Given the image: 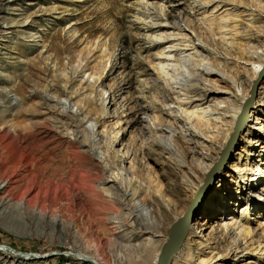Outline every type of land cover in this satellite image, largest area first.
I'll return each mask as SVG.
<instances>
[{"label": "rangeland", "instance_id": "rangeland-1", "mask_svg": "<svg viewBox=\"0 0 264 264\" xmlns=\"http://www.w3.org/2000/svg\"><path fill=\"white\" fill-rule=\"evenodd\" d=\"M234 6L261 20L248 22ZM236 46L249 63H240ZM187 55L220 63L223 75L194 78L189 71L194 98L179 75L164 71ZM258 66L264 69V0H0V130L28 133L47 174L62 165L63 173L93 180L100 212L92 219L76 213L74 220L103 246L99 264H142L151 245L159 259L170 227L192 201L194 222L180 250H187L190 264H264V107H257L264 103V75L253 76ZM255 82L248 122L222 158L240 114L224 124L200 113L240 107ZM6 157L0 152V166ZM132 192L151 205V216L130 210ZM230 217L236 226L225 231ZM156 222L159 234L144 231ZM64 236L10 206L0 210V247L30 259L19 264H93L73 257L60 244Z\"/></svg>", "mask_w": 264, "mask_h": 264}, {"label": "bare ground", "instance_id": "bare-ground-1", "mask_svg": "<svg viewBox=\"0 0 264 264\" xmlns=\"http://www.w3.org/2000/svg\"><path fill=\"white\" fill-rule=\"evenodd\" d=\"M233 9L238 16H242L250 23L261 20L258 15L251 12L250 8L234 6ZM222 39L223 41L228 40L226 37H223ZM246 39L250 38L246 36ZM228 45L233 47L231 43H228ZM234 49L239 56L238 59L240 63H249V60L251 59L249 55L243 53L237 46ZM220 65V63L216 64L215 67L204 64L203 62H196L193 58H191V56L187 55L179 56L178 64H165L164 71H170L176 76L179 75L182 85L188 88L187 95L194 98L196 90L194 86H188L191 82V76L188 72H193L192 76H194V78L196 75L195 73L197 72L204 73L208 76L212 75V73L220 74L218 71ZM254 69L253 76H257L260 71L261 76L264 75V69L261 70L260 66ZM221 76L223 77V75ZM225 78L226 80L231 81V83L235 80L229 76H225ZM180 82H178V84ZM198 98L202 102L205 101V98L201 96H198ZM50 100L53 99L50 98ZM165 100H167V98H165ZM262 101L257 105L258 108L264 107V103ZM247 103L248 101L244 100V104H241L240 107H227L224 111L213 112L210 109H205L202 110L200 114L202 119H208L216 122L218 119L215 116H217L224 121V124L227 122V124H229V122L233 123L239 114L240 116L242 115ZM189 104L190 103H186L183 105ZM56 105L60 106V108L64 111V106H61L60 101H56ZM248 118L249 117L247 116L243 122L242 129L248 122ZM192 136L203 139L199 132H192ZM166 146L163 147L161 145L165 153L167 152ZM0 152H5L7 154L6 162L0 166V210H2L5 206H10L11 208L22 212V215L25 218L36 219L43 223L45 227L64 233L65 236L62 237L63 239L60 244L69 249L67 251L71 253L73 257L79 261H91L93 264H99L95 256L99 257L100 254H102L103 246L99 242L95 243L91 241L88 235L89 228H83V231L80 230L82 224L76 223V219L74 220L76 213H78L81 218L87 217L92 219L93 213L100 212L97 204L100 202L101 195L92 185V179L83 178V176L76 177L73 171L68 174L63 173L64 170L62 165L51 167L52 173L47 174L46 168H48V166L41 165V162L35 158L33 143L31 142L30 135L18 130H14L12 132L0 130ZM202 184L203 182L199 184L198 189L202 187ZM80 195L84 197V200L80 199ZM138 198L139 195H137V193L132 192L130 194L129 202L132 204V208H130V210H134L136 207L145 212L147 216H151L153 213V209L151 210L150 208L151 205L146 202H139ZM118 204L120 205V203ZM129 206L130 205H128V207ZM108 207L110 208V211H116L113 205ZM228 220L229 221L223 223V229L225 231L236 226V223L231 217ZM159 223L156 222L157 226L154 230L146 228L144 231H149L154 236L159 234ZM74 227L78 230L74 231ZM236 230L238 231L239 228H236ZM190 231L191 227L187 236ZM238 233L241 234L244 232L239 230ZM134 237H136V235ZM52 238L51 245L55 244V237L52 236ZM80 238L81 240H79ZM91 244L93 245L89 246ZM181 248L175 254L177 256L174 255L173 258L175 257L177 263L182 261L181 264H190L191 260H187V250L180 251ZM156 250V245H151L149 248L145 249L142 256V264H159L161 255L158 259V257H156ZM196 251V254L199 256L204 253L202 250ZM29 260V258H26L16 252L8 254L5 248L0 247V264H19L20 262H29ZM38 261L39 259L36 258L35 262ZM200 261V264L207 263L203 262V260ZM130 264L135 263L131 262ZM246 264L253 263L247 262Z\"/></svg>", "mask_w": 264, "mask_h": 264}, {"label": "water", "instance_id": "water-1", "mask_svg": "<svg viewBox=\"0 0 264 264\" xmlns=\"http://www.w3.org/2000/svg\"><path fill=\"white\" fill-rule=\"evenodd\" d=\"M256 85L257 82L253 84L254 87L250 93V98L248 100V103L246 104L245 109L238 120V123L236 125L234 134L232 135L230 142L228 143L227 147L222 153V158H225L228 155L229 150L234 143V139L242 129V124L249 114V111L252 107V102L255 97ZM194 204H195L194 201H192L189 208L184 213V215L170 227L168 240L162 247L159 264H171L173 256L179 251V249L184 244L187 238V233L194 222V217L196 213Z\"/></svg>", "mask_w": 264, "mask_h": 264}]
</instances>
